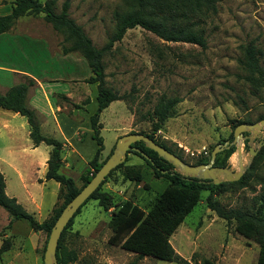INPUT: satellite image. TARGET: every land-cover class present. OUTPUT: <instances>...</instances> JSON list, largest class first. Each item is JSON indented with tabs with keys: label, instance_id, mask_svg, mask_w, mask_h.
I'll list each match as a JSON object with an SVG mask.
<instances>
[{
	"label": "rangeland",
	"instance_id": "1",
	"mask_svg": "<svg viewBox=\"0 0 264 264\" xmlns=\"http://www.w3.org/2000/svg\"><path fill=\"white\" fill-rule=\"evenodd\" d=\"M64 1L56 0V11L61 10ZM68 1L70 15L83 26L97 47L108 42L115 32L119 16L126 10L124 0ZM12 2L0 0V4L3 3L0 15L11 11ZM201 27L206 38L205 47L182 41H166L136 26L128 29L124 37L105 54L108 85L124 95V98L111 102L100 114L101 135L104 139L103 159L111 155L121 135L152 132L147 111L154 108L163 94L177 96L181 101L175 105L173 115L154 135L191 164H196L202 156L210 160L217 144L232 141L238 120H248V123L260 120L259 116L264 112V98L260 96L263 94L252 92L244 78L246 72L242 69L240 59L244 56V47L253 45L264 67V0H221L217 12L206 16ZM6 32L24 36L19 42L17 38L0 36V82L3 84L15 85L13 78L16 74L13 69L48 75L66 76L67 73H75L72 99L65 95L57 98L51 92L50 99L55 106V99L66 105L57 111L65 130V122L69 118H76L78 124L83 126L76 134L78 141H71L79 149L78 154H71L64 145L65 162L62 168L81 187L84 176L92 172L89 161L97 148L96 140L91 138L87 130V111L91 114L97 109L96 83L87 81L92 74L91 68L78 51L68 53L74 65L60 59L64 55L62 46L68 43L64 41L63 34L56 32L44 20L43 13L19 17ZM41 34L50 38L52 55L41 42ZM29 79L27 77L19 82ZM54 85L52 88L58 91L69 87L65 81H58ZM35 97L44 106L41 111L52 119L53 113L47 107L41 90H37ZM84 105H87L85 110H80L77 115L74 109ZM12 123L17 125L18 133L11 140L9 136L0 134V170L7 179V193H15L23 201L29 194L36 196L38 201L43 196L52 195L53 202L47 218L57 201V195L52 194V184H44L35 178L45 177L44 167L39 164V169L33 167L25 170L24 162H38L40 153L50 150V146L43 144L37 151H30L31 138L21 129V118L13 119ZM41 128L42 133L65 142L54 124ZM263 139L264 127L258 132H244V175L254 161L249 148L260 149L259 143ZM234 146L225 166L238 171L239 159L233 158L236 154L239 157V153L237 146ZM217 157L223 160L225 153L219 156L217 153ZM131 168L147 170V177L141 181L128 179L126 172ZM171 169L179 171L173 164ZM261 178H264V163L258 168V174L252 175L246 185H226L223 190L215 192L214 198L228 208L257 209L260 200L256 197L263 190ZM166 184L165 177L156 176L141 156L130 152L123 167L108 176L102 190L112 194L113 203L132 200L147 210ZM208 195L209 190L202 191L198 204L171 235L170 241L176 252L192 264H198L202 258L213 259L217 264H259V244L240 234L234 223L219 217L208 206ZM113 208L106 210L95 199H90L82 207L65 238L66 245L76 249L79 255L78 260L70 264H131L134 260L136 264H178L153 256L139 258L136 253L109 243L111 229L108 222ZM10 219L8 211L0 206V247L8 241L11 249L9 252L3 251L0 264H43L45 250L42 252V249L46 246L47 233L39 231L32 234L27 221L19 219L10 222Z\"/></svg>",
	"mask_w": 264,
	"mask_h": 264
},
{
	"label": "trees",
	"instance_id": "2",
	"mask_svg": "<svg viewBox=\"0 0 264 264\" xmlns=\"http://www.w3.org/2000/svg\"><path fill=\"white\" fill-rule=\"evenodd\" d=\"M221 0H124L126 10L119 16L114 34L108 42L97 47L91 37L69 13L70 2L64 1L60 11H56V0H13L11 11L8 14L0 15V34L9 30L15 20L19 17L43 13L44 20L52 28L64 35V41L68 44L62 46L64 54L78 51L87 60L92 74L87 81L96 83L97 86V109L90 116L92 137L96 140L97 148L94 156L89 161L92 169L90 174L84 176L83 186L92 178L95 172L101 167L106 159L102 158L104 150V139L101 135L102 123L100 114L111 102L123 99L112 87L108 85L106 79L104 56L111 51L115 42L120 41L128 29L136 26L149 30L161 39L173 42H188L206 46V38L201 27V23L208 15L215 14L218 10V3ZM242 69L246 72L244 78L251 86L254 94L264 98V67L260 64L258 50L253 45L244 47V56L240 59ZM35 84L34 79L19 82L11 86L6 93L0 94V107L11 109L24 115L30 126V138L35 146L45 143L51 146L46 179H54L60 183L57 201L49 216L43 221H38L33 213L27 211L14 196H9L6 192V177L0 170V206L5 208L10 214V222L14 220H25L31 229L35 231H45L47 240L52 227L66 204L81 190L76 180L62 171L64 165L62 140L42 133L38 113L27 104L29 89ZM181 101L177 96H167L163 94L159 97L152 110L147 111V117L152 123V132H142L153 138L159 144L166 147L181 157V154L167 146L163 141L154 135L173 115L175 105ZM264 117V112L259 116ZM248 120H238L235 127ZM233 138V135H232ZM134 147L144 151L150 159L146 158L139 151L133 149L130 152L141 156L148 166L152 168L155 175L165 177L167 184L158 192L154 201L148 209L142 208L132 200H125L120 204L113 203V196L109 191L102 190V185L113 171L123 167L125 161L106 176L101 185L78 209L76 214L70 219L63 230L57 247V258L59 264H70L79 258L76 249L70 248L65 243L66 234L74 223V218L80 213L82 207L90 200H98V203L106 210L114 207L108 222L111 229L109 243L120 245L125 250L134 252L137 256H153L165 261H175L178 264H192L189 260L180 256L174 249L170 237L185 217L198 204L201 193L209 190L207 197L208 206L211 207L219 217L234 223L235 229L245 237L257 242L260 246L259 264H264V178L261 194L256 197L260 200L257 209L248 207H225L214 198L215 192L223 190L226 185L244 186L252 175L258 174V168L264 163V145L260 148L248 172L239 180L233 182L215 183L212 179H201L198 177L185 176L172 170V164L160 157L156 151L146 146L143 141L133 143ZM235 146H231L218 153H225V159L216 158V165L225 166L226 159L234 151ZM129 152V153H130ZM209 158L202 156L196 164L207 163ZM147 170L131 168L126 172V177L131 180L141 181L147 177ZM10 248L8 241L0 247V252ZM46 246L42 249L44 252ZM131 264H136V260ZM198 264H217L213 259L202 258Z\"/></svg>",
	"mask_w": 264,
	"mask_h": 264
},
{
	"label": "crops",
	"instance_id": "3",
	"mask_svg": "<svg viewBox=\"0 0 264 264\" xmlns=\"http://www.w3.org/2000/svg\"><path fill=\"white\" fill-rule=\"evenodd\" d=\"M1 6H3V3L0 4V7ZM2 15H4V14H2ZM3 35L9 36L10 38H15V39L17 38V40H16L17 42H19L21 37L24 36V35H21L20 33L15 35V33H10V32H3L0 34V36H3ZM39 37H40L41 42H43L46 45V48L49 50L50 54L52 55L50 38H47L44 34L39 35ZM60 59L70 61V63L72 65H74L72 63L71 57L68 53L61 56ZM13 72L16 74V77L13 78L14 84L18 83L20 80L26 79L27 77L34 79V81H35L34 85L35 86L34 87L32 86L29 89L27 103L30 104L29 106L31 108H34L37 111L41 126L42 127H49L51 124H54L57 127V129L60 131V133L62 134V139L65 140V142H63L65 147H68V150L71 154H74V155L78 154L77 152L79 151V149L76 146H74V144H72L73 142H71V141H78V138H76L77 137L76 134L79 133V128L83 127V126L78 124V121L76 120V118H73V119L69 118L67 120V122H65L66 123L65 126L67 127V130H65V127L62 124V120L59 119L60 115L57 114V111H59V109H62V107H66V105L64 103L63 104L59 103L58 100L55 99V102H56V106H55L53 104V101H51V99H50V92L53 95H56L57 98L59 96L65 95L67 98L72 99V96H73L72 80L75 77V73H73V74L67 73L66 76H64V75H60V74L48 75V73L47 74H34L33 72H28L25 70L23 71L22 69H20V70L13 69ZM58 81L68 82L69 87L64 89V91H58L56 89H53L52 87L55 86L54 83H56ZM10 87L11 86H7V84H3L2 82H0V93H6ZM37 90H41V92L44 94V98H45L44 100L46 101V105H47V107H49V109H51V112L53 113L52 119L46 117L45 114L41 111V109L42 110L44 109V106L41 105L39 102L40 100L35 97ZM39 107H40V109H39ZM86 107H87V105L78 106L74 109V112L77 114V112H79L80 110H85ZM93 113L90 114L87 111V114H88V116H87V123H88L87 130L89 131L91 138H93L92 137L93 131H92V128L90 125V116ZM16 118H21V124H20L21 129L25 131V134L27 136H30V126H29L27 118L17 111L7 109V108H3V107H0V134L5 135V136L6 135L9 136L8 139L11 140L12 137H14L13 135L18 133L17 125L12 123V120L16 119ZM24 118H26V119H24ZM81 143H82V140H80V144ZM43 144H45V143H41V144L35 146L32 139H31V142H29V147H30L29 150L35 152ZM80 144H79V146H80ZM50 150H51V146H50ZM50 150L43 152V153H40V158H39L38 162L34 161V160H29V161L26 160L24 162L25 170H30L33 167H35L36 169H39L40 168L39 164H40V166L44 167L43 173H44V175H46V171L48 168L47 159L49 158ZM63 159L65 162V157H63ZM21 176L23 177V175H21ZM35 178L38 181L41 180L44 184H46V183L52 184V186H53V188H52L53 193L52 194L58 195V191L60 188V183L58 181H56L54 179L47 180L45 177H38V179H37V177H35ZM6 192H7V179H6ZM9 196L16 197L18 202H20L27 211L33 213L38 221H43L44 219H46V216L48 215V213L51 209V204L53 202V199L51 197L52 195H49L48 197L43 196L42 199H40L39 201L37 200L36 196H34L33 194H29L28 197L26 199H24V201L21 200V198L15 193L9 194ZM36 232H39V231H35L32 229V234L33 233L37 234ZM10 250L11 249H7L4 252H9ZM4 252L1 253L0 256H2V254L4 256ZM2 260L5 261L4 257L2 258Z\"/></svg>",
	"mask_w": 264,
	"mask_h": 264
},
{
	"label": "water",
	"instance_id": "4",
	"mask_svg": "<svg viewBox=\"0 0 264 264\" xmlns=\"http://www.w3.org/2000/svg\"><path fill=\"white\" fill-rule=\"evenodd\" d=\"M264 127V117L258 122H242L234 128L233 140H227L223 143L217 144L211 153V159L207 163L191 164L186 162L182 157L168 150L163 145L159 144L153 138L149 137L142 132H131L121 135L116 142V146L111 155L105 160L101 167L95 172L92 178L81 188V190L66 204L61 211L60 215L56 219L52 230L49 234L44 256L43 264H59L57 258V247L63 230L70 221V219L76 214L78 209L83 203L91 196V194L98 189L106 176L123 163L129 152L133 149L139 151L146 158L150 157L141 149L136 148L133 143L137 141H143L147 147L153 149L158 155L168 162L179 168V173L190 176L198 177L201 179H212L215 183L224 181H237L245 173V163L242 159V146L244 139V132L246 130H252L254 132L260 131ZM232 145L237 146V152L239 153V169L235 171L228 166L216 165L217 153L225 148H229ZM260 147L264 145V139L259 143ZM260 149L253 147L249 148V152L252 157H255ZM176 171V170H175Z\"/></svg>",
	"mask_w": 264,
	"mask_h": 264
},
{
	"label": "bare ground",
	"instance_id": "5",
	"mask_svg": "<svg viewBox=\"0 0 264 264\" xmlns=\"http://www.w3.org/2000/svg\"><path fill=\"white\" fill-rule=\"evenodd\" d=\"M233 159L238 160L239 159L238 155L236 154ZM242 159H243V163H245L246 162V157H245L244 153H242Z\"/></svg>",
	"mask_w": 264,
	"mask_h": 264
}]
</instances>
